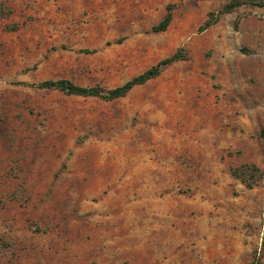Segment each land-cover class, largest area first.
<instances>
[{"label": "rangeland", "instance_id": "1", "mask_svg": "<svg viewBox=\"0 0 264 264\" xmlns=\"http://www.w3.org/2000/svg\"><path fill=\"white\" fill-rule=\"evenodd\" d=\"M229 1L0 0V264H264V179L230 172L264 170V8L200 31ZM180 48L113 101L21 84L111 90Z\"/></svg>", "mask_w": 264, "mask_h": 264}, {"label": "trees", "instance_id": "2", "mask_svg": "<svg viewBox=\"0 0 264 264\" xmlns=\"http://www.w3.org/2000/svg\"><path fill=\"white\" fill-rule=\"evenodd\" d=\"M173 7L174 5H169L167 7L166 17L158 25L152 28L153 32H164L170 27L173 21ZM243 7L264 8V0H230L222 9L209 14L206 22L200 28V31H204L217 24L222 16L234 13ZM0 10H2V5H0ZM86 52L91 53L89 50H86ZM188 58L189 56L186 50L184 48H180L172 56L161 60L158 64L151 67L144 73L132 78L124 85L111 90H105L100 86L84 87L76 85L65 79L46 80L33 84L22 82L21 84L38 90H57L67 95L86 98L94 97L103 99L105 101H113L126 97L136 87L142 86L147 82L158 78L165 69L177 62L185 61ZM230 172L235 179L239 180L248 189H253L264 179V170L256 163H243L239 166L231 167ZM251 264L256 263L253 262Z\"/></svg>", "mask_w": 264, "mask_h": 264}]
</instances>
